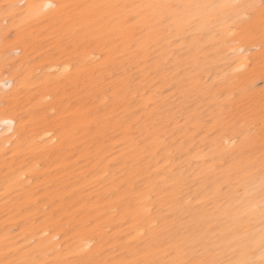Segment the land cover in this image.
<instances>
[{"label":"bare ground","instance_id":"bare-ground-1","mask_svg":"<svg viewBox=\"0 0 264 264\" xmlns=\"http://www.w3.org/2000/svg\"><path fill=\"white\" fill-rule=\"evenodd\" d=\"M0 264H264V0H0Z\"/></svg>","mask_w":264,"mask_h":264},{"label":"snow or ice","instance_id":"snow-or-ice-1","mask_svg":"<svg viewBox=\"0 0 264 264\" xmlns=\"http://www.w3.org/2000/svg\"><path fill=\"white\" fill-rule=\"evenodd\" d=\"M11 7H13V5H6L5 6V8L7 9V8H11ZM45 7H50L49 5H46Z\"/></svg>","mask_w":264,"mask_h":264}]
</instances>
